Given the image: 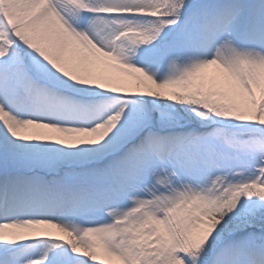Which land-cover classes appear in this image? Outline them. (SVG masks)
I'll list each match as a JSON object with an SVG mask.
<instances>
[{
	"label": "snow or ice",
	"instance_id": "snow-or-ice-1",
	"mask_svg": "<svg viewBox=\"0 0 264 264\" xmlns=\"http://www.w3.org/2000/svg\"><path fill=\"white\" fill-rule=\"evenodd\" d=\"M0 264H264V0H0Z\"/></svg>",
	"mask_w": 264,
	"mask_h": 264
},
{
	"label": "bare ground",
	"instance_id": "bare-ground-1",
	"mask_svg": "<svg viewBox=\"0 0 264 264\" xmlns=\"http://www.w3.org/2000/svg\"><path fill=\"white\" fill-rule=\"evenodd\" d=\"M208 71H209V72H212L213 70H212V69H209ZM51 232H52V234H54V235H60V236H62L64 239H67L66 234L59 233L58 230L53 229V230H51ZM81 251H83V250L81 249Z\"/></svg>",
	"mask_w": 264,
	"mask_h": 264
}]
</instances>
